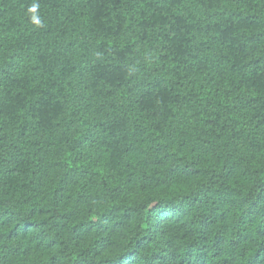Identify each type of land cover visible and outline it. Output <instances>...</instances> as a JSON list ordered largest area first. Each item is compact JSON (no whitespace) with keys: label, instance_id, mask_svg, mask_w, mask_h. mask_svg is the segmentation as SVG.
I'll use <instances>...</instances> for the list:
<instances>
[{"label":"trees","instance_id":"trees-1","mask_svg":"<svg viewBox=\"0 0 264 264\" xmlns=\"http://www.w3.org/2000/svg\"><path fill=\"white\" fill-rule=\"evenodd\" d=\"M264 0H0V264H259Z\"/></svg>","mask_w":264,"mask_h":264},{"label":"snow or ice","instance_id":"snow-or-ice-1","mask_svg":"<svg viewBox=\"0 0 264 264\" xmlns=\"http://www.w3.org/2000/svg\"><path fill=\"white\" fill-rule=\"evenodd\" d=\"M125 264H135V261L132 259H129V260L125 261ZM259 264H264V258H261Z\"/></svg>","mask_w":264,"mask_h":264}]
</instances>
